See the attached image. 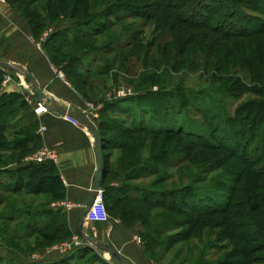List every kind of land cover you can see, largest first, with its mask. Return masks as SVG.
<instances>
[{"label": "rangeland", "instance_id": "1", "mask_svg": "<svg viewBox=\"0 0 264 264\" xmlns=\"http://www.w3.org/2000/svg\"><path fill=\"white\" fill-rule=\"evenodd\" d=\"M7 1L27 20L31 31L34 21L36 25L41 22L37 35L32 32L39 45H44L55 35L57 38L58 33L68 35L62 38V41L67 43L60 51L52 54V51L50 52L45 46L44 48L56 66V74L57 71H62L63 79L71 83L77 94L84 98L86 109L81 112L93 108L94 113L89 111L88 114L98 126L101 118L104 117L102 112L107 109L105 118L114 119L126 126H132L133 123L143 120L146 125L174 131L183 128L185 132L194 129V131L210 133L212 129H209L210 124L207 123L210 117L215 115L214 123L219 124V120L223 124L227 118L226 114L235 115L237 106L244 100L231 98V93L227 91V88L241 89L240 86H233L234 81L242 79L251 86L259 85L256 82L257 78L248 70L250 59L244 61L247 59L246 54L242 55L238 47L220 38L222 33L216 31V28L224 24L226 13L230 10L228 6L218 11L210 23V28L205 22L202 23L204 19L200 14L210 15L203 9L211 0H26L15 3ZM211 7L216 8V4ZM241 9L243 10L242 7ZM27 15H30L32 23ZM73 39L77 40L72 41ZM119 41L121 46L116 45ZM244 43L247 44V40L240 45ZM53 47L58 46L55 44ZM88 50L90 53L86 55ZM91 54L94 57L89 58ZM76 55L84 60L82 62L84 66H80L78 72L80 77L68 73L70 71L68 62ZM0 60L8 62L2 53ZM84 69H90L88 77L94 80L93 82L83 83L81 77H87ZM149 78L150 83L147 82ZM260 85L264 87V84ZM10 87H14L15 90H10ZM0 92L23 95L34 111L40 128V119L36 113L38 96L30 85L29 77L17 71L7 70L3 78L0 77ZM143 93L154 95H139ZM187 95H193L197 100H193L194 103L187 102L185 101ZM246 95L257 94L250 92ZM139 97L142 100L138 103ZM152 97L159 99V102L153 105L150 100ZM250 98L258 99L257 96ZM119 100H122L121 104L127 108L120 111L108 108L109 104ZM30 113L31 110L26 107L8 121L9 131L0 135V165L6 160H9L7 165L16 164L20 160L21 164L34 162L32 158L42 148L41 145L23 152L24 154L3 150L5 147H11L14 142L18 144L25 139L28 134L24 133L30 134L34 131L29 128L21 134H12V130H20L18 125L30 120ZM204 113L208 114V118ZM229 128L219 124L215 131L222 138L225 136L231 138ZM116 131L107 130L105 132L107 139L114 143L125 141ZM156 137L154 140L158 142L155 141L152 150H150L152 141L151 145L149 141L147 149L132 150L131 156L134 158L137 155L142 156L140 168L142 162H146V159H150L156 153L182 149L187 145L181 136ZM222 142L238 148L229 140L223 139ZM123 151L124 149L113 151L114 171L108 180L119 188L128 184L131 189L146 187L168 192L187 185L212 189L214 185L219 186L221 182L233 180L243 171L246 177L241 180L237 178L236 182L239 192L233 199L234 203L230 211L233 214L218 213L207 216L203 218V224L197 226L196 231L192 233L188 227L179 226L181 218L173 212L150 207L148 227L138 222L130 228L131 239L136 241L137 245L145 247L147 230L168 225L169 230L164 236L159 237L164 243L166 239L167 244L161 245L152 253H148L144 248L142 257H148L152 264H220L225 259L229 260L230 264H241L243 256L235 255L234 247L237 242L241 245L244 242L233 238L240 230L232 229L228 224L243 222L257 227L259 219L264 221V176L251 182L247 176L254 170H246L242 161L233 157L230 151L196 148L192 150L190 158L180 165H172L168 168L157 165L150 172L142 171L143 174L139 173V170L140 175L130 179L126 176L127 165L123 166L118 161ZM166 159L175 161L177 157L168 156ZM262 165L259 164L258 168ZM6 191L0 187V195L3 196V202L0 203V262L1 264L40 263L43 258L39 257H46L45 253L40 252L45 246H32V237L17 238V231H22L21 228H24L27 222V218L18 213H21L22 209H43L48 206L51 197L34 196L23 190ZM217 192L218 190L214 189V193ZM221 193L225 192L221 191ZM177 203L180 206V202ZM183 209L187 207L184 206ZM8 214L17 218L10 220ZM113 220L114 218L111 217L108 222L98 224V228L106 232ZM189 232L192 233L190 236L192 238L183 240L184 242L179 240L183 234L189 236ZM249 235L252 238L246 243L251 249L253 248V252L248 256L245 264H264V235H255L252 232ZM74 236L72 234L57 244L72 241ZM81 241L83 245L80 248L73 247L70 252L83 249L85 260L82 264H106V261L116 264L108 253L94 248L82 237ZM105 242L110 243L107 239Z\"/></svg>", "mask_w": 264, "mask_h": 264}, {"label": "trees", "instance_id": "2", "mask_svg": "<svg viewBox=\"0 0 264 264\" xmlns=\"http://www.w3.org/2000/svg\"><path fill=\"white\" fill-rule=\"evenodd\" d=\"M10 1L15 3L17 1L24 2L26 0ZM215 4L216 8L211 7ZM227 6L230 10L226 13L225 21H223L224 24L216 28V31L222 33L220 38L225 40L227 43L238 47L242 55L246 54L245 57L247 59L244 61H248L250 59L248 61V70L253 77L257 78L256 82L259 84L258 86H251L249 83H246V81L244 82L242 79H239L234 81L233 86H240L241 89L236 90L227 88V91L231 93V98L244 99L237 106L236 114H226V121L223 122L224 126L226 125L228 128L230 127L229 132L232 134L231 138L228 136L222 138L217 135V131L215 130L219 124H223L222 121L220 122L219 120V124L214 123L215 115L209 118L210 121H207V123L210 124L209 129H212L209 133L205 131L199 132L198 130L194 131V129L185 132L183 128L178 131H174L173 129H164L162 127H155L154 125H146L143 120H140L138 123H133L132 126H126L114 119L110 120L105 118L108 112L107 109L102 112L104 117L101 118L99 131L100 141L106 159V173L103 179L102 188L105 192L106 205L110 216L113 218H119L128 228H133L138 222H140L141 225L148 227L150 224L148 209L153 207L173 212V214H176L181 218V223H178L179 226L188 227L193 233L196 231L197 226L203 224V218L207 216L218 213L233 214L230 212L234 203L233 199L239 192V188L236 185V182L238 181L237 178L241 180L244 179L246 175L242 171L238 173L240 175L235 176L233 180H227L224 183L221 182V184H219L221 187L217 184L214 185L212 189L211 187H200L199 185H187L173 192H168L158 191L146 187L131 189L128 184L119 188L111 186L108 181L110 175H112L114 171L112 158L113 151L116 149H124L123 154L120 155L118 161L120 164H123V166L127 165L128 172L126 176L130 179L136 178L140 175L139 173L143 174L142 171L150 172V170H152V168H156L155 166L157 165H162L163 168H168L172 165H180L190 158L192 150L196 148L223 149L230 151L233 153V157H237L242 161L246 170H254L249 172V176H247L248 180L251 182H255L264 176V165H262V162L264 164V87L260 85L264 84V0H211L210 4L205 5V8L203 9L208 11L210 15L200 14V16L204 19L202 23L205 22L206 26L210 28V23L213 21V18L216 16L218 11H221L222 8H227ZM27 16L31 19L30 15ZM41 25V22H39V25H36L35 21L32 23V32L35 35H37ZM65 35V33H58L57 38V35H55L54 38L51 39L52 41L49 40L47 43H44L45 48L49 49L50 52L52 51V54L60 51L67 43V41H62V38H64ZM67 36L68 35L65 37ZM76 40L77 39H73L72 41ZM246 40L247 44L244 43L240 45ZM55 44L58 47H53ZM116 45L121 46V42L119 41ZM88 52L89 50L84 53L87 55L90 53ZM247 53L249 54L247 55ZM92 56L94 57V55L91 54L89 58ZM83 61L84 60L81 59V56H74L68 62L70 70L68 73H71V76L77 75L80 77L81 75L78 72H80V66L82 67ZM89 70L90 69H84L87 77H81L84 84L94 81L88 77L90 75ZM3 75L4 74L0 72L1 78H3ZM147 82H151L150 78ZM250 92L257 95H246L250 94ZM139 95L154 94L143 93ZM245 96L248 97L244 98ZM251 96H257L258 99L250 98ZM195 99L197 100L195 96L193 97V95H187L185 101L194 103L193 100ZM137 100L139 103L142 99L139 97ZM150 100L153 105L159 102V99L154 97ZM121 103L122 100L116 101L109 104L108 108L119 111L123 110L126 106ZM26 107L31 110L29 115L30 120L22 125H18L20 130H12V134H21L22 131L25 132L29 128L34 131L30 134L24 133L28 134L25 139L19 141L18 144L14 142L11 147H5L3 149L5 152L24 154L23 152L33 149L36 146H40L42 138L38 134L39 121L34 111L31 109V106H29L24 99L23 95L0 92V135L5 131H9V128L7 127L8 121L12 119L18 111ZM112 115H114V113H112ZM204 116L208 118L207 113H204ZM107 130H117L116 132L118 135L123 136L122 138H124L125 141L117 143L110 142L111 140H108L105 135ZM160 135L181 136L185 139L187 145L183 146L182 149L156 153L150 159H146V162H142V166L140 168L139 164L142 156L137 155L134 158L131 156L132 150H142V148L147 149L149 141L150 145L152 141L150 148V150H152L153 146L156 144L155 141L158 142V140H154V138H157L156 136ZM223 139L229 140L238 148L231 147V145L229 146L223 143ZM168 156H175L177 159L175 161L166 159ZM143 160L144 158L142 161ZM7 163H9V160H6L3 165H0V187L7 190L6 192H19L23 190L25 193L30 195L51 197L48 206L43 209L20 210L21 213H18V215L21 214L27 218V222L25 223L24 228H21L22 231H17V238L30 239V237H32V246L40 247L41 245L47 246L56 241L72 236L73 232L68 225L66 215L60 211H55L49 208L52 201L65 198L67 193L66 186L61 178V175L56 170L54 162L47 161L41 163L32 162L30 164H21L20 160L16 164L7 165ZM259 164L262 165L260 168H258ZM214 189L218 190V192L214 193ZM221 191L226 194L221 193ZM2 202L3 196L0 195V203ZM177 202H180V206ZM255 204L257 205L258 203ZM184 206H186L187 209H183ZM191 211H193V213ZM7 216L10 220L17 218L12 214H8ZM257 222L259 223L257 227H252L253 225L244 224L243 222H241V224L229 222L228 224L230 228L240 230L233 238L238 241L243 240L244 242V244L241 245L236 241L237 244L234 247V254L243 256L241 264L247 263L246 259H248L250 253L252 254L253 252V248L251 249L246 243L247 241H250V238H252L249 234L252 232V234L255 233V235H264V221L259 219ZM168 230V225L157 226L147 230L144 247L145 251L152 253L161 245L167 244L166 239L164 243V241H160L159 237L161 235L164 236ZM192 233L189 232V236L188 234H183L179 240L185 241L192 238L190 237ZM83 254V249H76L72 253L69 252L66 254L64 258L59 261H42L36 264H82L85 260ZM105 263L111 264L108 261ZM220 264H230V261L225 259Z\"/></svg>", "mask_w": 264, "mask_h": 264}, {"label": "crops", "instance_id": "3", "mask_svg": "<svg viewBox=\"0 0 264 264\" xmlns=\"http://www.w3.org/2000/svg\"><path fill=\"white\" fill-rule=\"evenodd\" d=\"M0 53L6 56L8 62L26 66L47 94L56 97L66 107L83 111L84 98L77 94L71 83L57 76L56 66L47 55L44 45L37 43L27 20L7 0H0ZM10 90L15 88L10 87ZM38 117L41 125L47 127L43 134L38 131L42 138L41 146L56 151L58 159L54 165L67 190L65 198L52 201L49 208L66 215L68 225L75 235L74 239L78 235L79 221L97 177L99 143L89 128L76 125L57 112L47 110ZM90 120L100 134L97 123L91 118ZM111 186L118 185L112 183ZM63 202H71L73 207L66 209L61 205ZM89 222L85 220L84 231L100 241H110L108 244L122 254L127 264H152L148 257H142L144 246L137 245L131 239L132 231L121 220L114 218L106 232L98 228V224H103L102 222ZM57 242L59 241L43 247L40 252L45 253L46 257L39 258H43V261L63 259L66 254L56 248Z\"/></svg>", "mask_w": 264, "mask_h": 264}, {"label": "water", "instance_id": "4", "mask_svg": "<svg viewBox=\"0 0 264 264\" xmlns=\"http://www.w3.org/2000/svg\"><path fill=\"white\" fill-rule=\"evenodd\" d=\"M7 70H13L19 72L21 75L25 77H29L30 85L33 87L34 92L38 96L39 102L45 106L49 111L57 112L64 116H70L77 119L82 125L89 128L92 134L95 136V139L99 143V169L97 173V177L92 189V193L88 199V202L84 208L82 216L78 225V234L85 239L88 243H90L94 248L100 249L110 255V257L115 261L116 264H127L124 260L122 254L115 249L112 245L102 242L96 239L93 236H90L84 231L85 225V217L89 212L92 204L95 201L98 190L102 188L103 179L106 173V159L103 153V147L100 141V134L96 130L95 124L87 117L84 112L74 110L70 107H66L62 103H60L56 97L53 95L47 94L39 85L37 78L35 75L24 65L15 63V62H4L0 60V72L3 74L7 73Z\"/></svg>", "mask_w": 264, "mask_h": 264}, {"label": "built area", "instance_id": "5", "mask_svg": "<svg viewBox=\"0 0 264 264\" xmlns=\"http://www.w3.org/2000/svg\"><path fill=\"white\" fill-rule=\"evenodd\" d=\"M57 76L64 78V73L62 71H57ZM47 110L48 109L38 101V105L36 108L37 114L40 116L44 111ZM92 110L93 108L91 109L88 108L87 111L84 112L89 119L91 117L89 116L88 113L89 111L91 113H94V111ZM65 117L70 121L74 122L76 125H82L77 119L73 117L70 116H65ZM39 130L40 133L43 134L47 130V127L44 124H42ZM57 159H58V155L56 151L48 147H42L32 158V160L37 163L47 162V161L56 162ZM61 205L66 209H71L73 207V203L71 202H63L61 203ZM110 218L111 216L107 209L106 200H105V192L101 188L100 190H98L95 201L92 204L89 212L87 213L85 220L88 222L91 221V222L104 223V222H108ZM82 243L83 242L81 241V236L78 234L72 241L57 245L56 248L60 250L62 253H68L73 249V247L80 248L83 245Z\"/></svg>", "mask_w": 264, "mask_h": 264}]
</instances>
